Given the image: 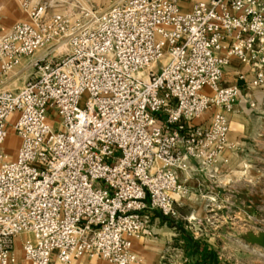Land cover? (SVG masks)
<instances>
[{
    "label": "built area",
    "instance_id": "1",
    "mask_svg": "<svg viewBox=\"0 0 264 264\" xmlns=\"http://www.w3.org/2000/svg\"><path fill=\"white\" fill-rule=\"evenodd\" d=\"M191 1L24 2L28 20L0 29V264H138L154 214L180 217V177H212L243 101L225 69L237 60L264 87V0ZM12 118L21 144L4 161ZM217 218L193 217L194 236Z\"/></svg>",
    "mask_w": 264,
    "mask_h": 264
},
{
    "label": "crops",
    "instance_id": "2",
    "mask_svg": "<svg viewBox=\"0 0 264 264\" xmlns=\"http://www.w3.org/2000/svg\"><path fill=\"white\" fill-rule=\"evenodd\" d=\"M22 1L0 0V29L2 33H7L12 28V22L9 19L11 13L25 14ZM98 1L105 4L108 0ZM197 1L199 0L183 3V10L186 12L192 10ZM253 76L254 70L237 60H233L231 65L225 69V84L238 83L243 87V101L237 107L240 113L230 115L228 143L232 148L233 146L235 148H230L225 152L212 177L202 173L190 178H185L183 175L180 177L181 182L186 184L191 191L189 198L179 201L180 217L168 219L158 212L154 214L156 235L133 241V252L139 260L138 264H219L218 248L215 241L217 237L221 238V236L207 233H203L199 237L194 236L192 226H190L192 218L204 220L210 214H214L225 222L236 221L244 226L256 218L253 209H258L262 205L261 196L254 193L257 188L253 189L243 182L237 183L233 178V174H240L243 169L237 165L239 154L241 159L246 161L250 158H264V87L259 89L250 85L246 86ZM241 78L243 79L241 80ZM21 79L23 76L20 77V81ZM211 115V113L206 114L198 123L207 125ZM9 128V133H11L13 129L11 122ZM11 141L16 143L14 138ZM2 150L9 157H13L17 153L10 144L2 147ZM242 173L245 172L242 171ZM250 173L258 172L253 170ZM210 199L214 201L212 202ZM210 209L213 212H210ZM187 239L197 241L201 252L191 256L193 242L189 243ZM20 243L21 240L18 241L19 248ZM77 264L109 263L83 259Z\"/></svg>",
    "mask_w": 264,
    "mask_h": 264
},
{
    "label": "rangeland",
    "instance_id": "3",
    "mask_svg": "<svg viewBox=\"0 0 264 264\" xmlns=\"http://www.w3.org/2000/svg\"><path fill=\"white\" fill-rule=\"evenodd\" d=\"M78 1L80 0H23L22 2H26L29 7H34L39 4H51L54 10L65 13L69 9L77 6ZM121 1L123 0H108L107 3L103 4L98 0H91V2L95 3L102 10L108 9L109 7ZM28 8H23L25 12L23 15H17L15 13L10 14L9 19L10 22H12V28L15 24L28 20ZM66 53L67 47L63 45L62 48L60 50L57 49L53 55L63 57ZM44 54L45 52L43 50L26 60V70L23 79H21L18 84L16 83L18 87H21L22 84L28 81L31 77L30 75L32 74L33 70L28 67L29 60H34L43 56ZM14 122L15 118H12L11 124H14ZM12 138L16 140V143L11 141ZM8 144H10L12 148L16 149L17 153L13 157H9L5 153L4 161L14 160L20 148L21 140L15 134L13 129L11 130V133H8L7 140L2 147H6ZM233 148H235V146H233ZM237 165H240L239 167H243V169L240 171V174H233L234 180L237 183L243 182L253 189L257 188V190H254V193H257V195L261 196L262 205L258 209H253L256 218L251 220L246 226H244V224L237 223L236 221L225 222V220L220 219L219 217L210 224L203 221V226L201 227L202 231H199V234L207 233L209 235L214 234L215 236H221V238L217 237L215 241V244L218 248L217 257L219 258V264H264V248L248 242L249 235L252 234L259 236L261 233H264V158H250V160L246 161L241 159V155L239 154V157L237 158ZM253 170L257 171L258 173L251 174L250 171ZM242 171L245 173H242ZM247 171H249V173H247ZM190 226H192V224ZM95 261L106 262L104 260Z\"/></svg>",
    "mask_w": 264,
    "mask_h": 264
},
{
    "label": "water",
    "instance_id": "4",
    "mask_svg": "<svg viewBox=\"0 0 264 264\" xmlns=\"http://www.w3.org/2000/svg\"><path fill=\"white\" fill-rule=\"evenodd\" d=\"M248 242L254 245H258L261 248H264V233H261L259 236L249 235Z\"/></svg>",
    "mask_w": 264,
    "mask_h": 264
},
{
    "label": "trees",
    "instance_id": "5",
    "mask_svg": "<svg viewBox=\"0 0 264 264\" xmlns=\"http://www.w3.org/2000/svg\"><path fill=\"white\" fill-rule=\"evenodd\" d=\"M187 241H189V243L190 242H193V247H192V249H191V256H195V255H197L198 253H199V251L201 252V250H199V247H198V242L197 241H195V240H190V239H187Z\"/></svg>",
    "mask_w": 264,
    "mask_h": 264
}]
</instances>
